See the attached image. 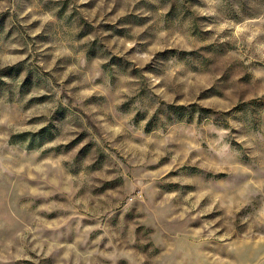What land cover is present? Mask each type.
I'll list each match as a JSON object with an SVG mask.
<instances>
[{
	"label": "rangeland",
	"instance_id": "rangeland-1",
	"mask_svg": "<svg viewBox=\"0 0 264 264\" xmlns=\"http://www.w3.org/2000/svg\"><path fill=\"white\" fill-rule=\"evenodd\" d=\"M0 264H264V0H0Z\"/></svg>",
	"mask_w": 264,
	"mask_h": 264
}]
</instances>
